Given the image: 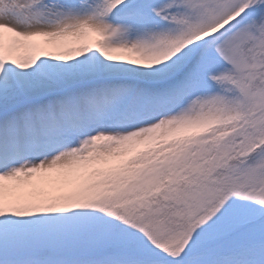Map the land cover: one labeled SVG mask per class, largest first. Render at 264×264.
<instances>
[{
	"label": "snow or ice",
	"instance_id": "obj_1",
	"mask_svg": "<svg viewBox=\"0 0 264 264\" xmlns=\"http://www.w3.org/2000/svg\"><path fill=\"white\" fill-rule=\"evenodd\" d=\"M0 264H264V0H0Z\"/></svg>",
	"mask_w": 264,
	"mask_h": 264
}]
</instances>
